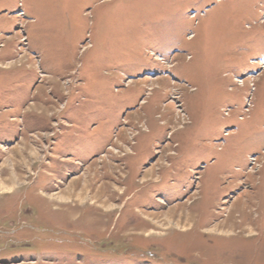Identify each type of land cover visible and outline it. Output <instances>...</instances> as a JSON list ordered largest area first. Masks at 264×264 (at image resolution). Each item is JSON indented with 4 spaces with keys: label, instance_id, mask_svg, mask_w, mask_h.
<instances>
[{
    "label": "rangeland",
    "instance_id": "obj_1",
    "mask_svg": "<svg viewBox=\"0 0 264 264\" xmlns=\"http://www.w3.org/2000/svg\"><path fill=\"white\" fill-rule=\"evenodd\" d=\"M0 264H264V0H0Z\"/></svg>",
    "mask_w": 264,
    "mask_h": 264
},
{
    "label": "crops",
    "instance_id": "obj_2",
    "mask_svg": "<svg viewBox=\"0 0 264 264\" xmlns=\"http://www.w3.org/2000/svg\"><path fill=\"white\" fill-rule=\"evenodd\" d=\"M31 103V105L33 104L32 102H30ZM43 101H42V99H41V101L39 100V101H37V102H35V106H40V107H43ZM7 110V109H6Z\"/></svg>",
    "mask_w": 264,
    "mask_h": 264
},
{
    "label": "bare ground",
    "instance_id": "obj_3",
    "mask_svg": "<svg viewBox=\"0 0 264 264\" xmlns=\"http://www.w3.org/2000/svg\"><path fill=\"white\" fill-rule=\"evenodd\" d=\"M240 118V117H239ZM148 170H150V169H148ZM170 217L168 216V219H169ZM188 224V223H187Z\"/></svg>",
    "mask_w": 264,
    "mask_h": 264
}]
</instances>
